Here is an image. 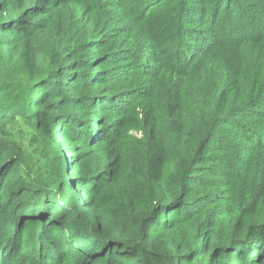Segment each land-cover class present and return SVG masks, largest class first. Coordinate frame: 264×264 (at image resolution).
<instances>
[{"label":"trees","instance_id":"trees-1","mask_svg":"<svg viewBox=\"0 0 264 264\" xmlns=\"http://www.w3.org/2000/svg\"><path fill=\"white\" fill-rule=\"evenodd\" d=\"M250 7L0 0V135L20 117L33 151L0 141V264H264V68L242 49L261 52L264 16ZM222 12L248 23L197 33Z\"/></svg>","mask_w":264,"mask_h":264},{"label":"rangeland","instance_id":"rangeland-1","mask_svg":"<svg viewBox=\"0 0 264 264\" xmlns=\"http://www.w3.org/2000/svg\"><path fill=\"white\" fill-rule=\"evenodd\" d=\"M248 4L249 5H254V7H250V8H252V11L255 12V13H253L251 11L254 14V17L260 19L261 17L264 16V9L263 10L260 9L261 5H262V7L264 6V0H248ZM258 4H261V5L258 6ZM138 6H139V4L136 3L135 7L137 8ZM228 19H230L229 22L232 25H235V26H240L239 24L245 25V23H248V17H245V14H244L243 18L237 17V16L236 17L235 16L234 17L233 16H229ZM232 25H228V22L225 21V19L223 18V12H222L220 14V18L219 19H214V25L213 26H211L209 28L199 27V28H197L195 30H197V33H205L208 37H209V32H210V34H212L213 37L216 38V35L219 32V30L222 31L221 29L223 28L224 31L228 32L229 28ZM202 30H205V31L208 30V31L207 32H201ZM214 33H216V35H214ZM231 36L234 37L235 34L234 35L231 34ZM227 38H228V34H227ZM251 38H253L254 40L259 39V37H256V36H252ZM251 38L247 37V39H251ZM210 43L213 44L214 41L210 42ZM226 46L227 45H225V47L220 46L218 48V53L216 54V56H218L220 59L225 61L227 66H228V68H233L234 64L237 61V56L235 54L233 55L232 53H230L232 51H228V48ZM220 48H221V50H220ZM242 49L245 52V54H246L245 58H247V59H248V57L253 59L254 55H258L260 57V64L264 68V46L261 48V52H259V49H258V51L257 50L250 51V49L247 48V47H244ZM25 51H26V56L28 57L29 56L28 49L25 48ZM12 72H15V71H12ZM10 74H11V72L7 75V78H11ZM4 79L5 78H2L1 80H4ZM22 79H24L23 75H20V78H16L15 79L16 81H19V83L16 84L17 86L22 82ZM263 89H264V87H263ZM3 91L4 90L0 88V97L3 95L1 93ZM37 96H40V91H37ZM26 105L28 106V103H26ZM27 110L29 111V109H27ZM22 123H23L22 122V118H20V117L17 118L16 121L9 122L7 124V128H8L7 135L6 136L0 135V141L1 140H6V141L11 142L13 144H18V145L22 146V148L25 147V151L27 152V154H30V153L33 152L32 149H31V144H30V141H31V138H32V131H31L30 128H28L26 125H24V123L23 124ZM40 124H43L42 119L40 121ZM33 134L36 136V138H38V136L36 135V133L34 131H33ZM44 143L48 144V143H51V141L49 140V138L44 136ZM67 159H68V162H70L71 157H67ZM68 173H69V168H68ZM249 253H250L249 255L253 256L252 258H256L255 249H249ZM260 258H262V260H264V255L262 257H259V259Z\"/></svg>","mask_w":264,"mask_h":264},{"label":"bare ground","instance_id":"bare-ground-1","mask_svg":"<svg viewBox=\"0 0 264 264\" xmlns=\"http://www.w3.org/2000/svg\"><path fill=\"white\" fill-rule=\"evenodd\" d=\"M250 31H252V30H250ZM256 35V34H255Z\"/></svg>","mask_w":264,"mask_h":264}]
</instances>
